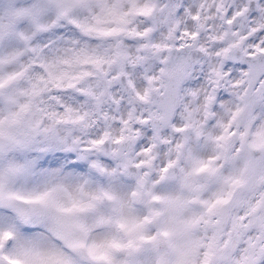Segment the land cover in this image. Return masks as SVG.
Listing matches in <instances>:
<instances>
[{"label":"snow or ice","instance_id":"snow-or-ice-1","mask_svg":"<svg viewBox=\"0 0 264 264\" xmlns=\"http://www.w3.org/2000/svg\"><path fill=\"white\" fill-rule=\"evenodd\" d=\"M0 264H264V0H0Z\"/></svg>","mask_w":264,"mask_h":264}]
</instances>
